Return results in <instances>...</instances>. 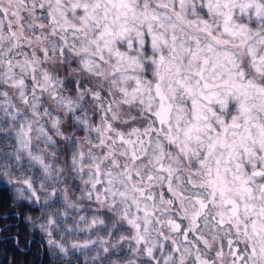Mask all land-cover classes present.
Here are the masks:
<instances>
[{
    "label": "snow or ice",
    "instance_id": "obj_1",
    "mask_svg": "<svg viewBox=\"0 0 264 264\" xmlns=\"http://www.w3.org/2000/svg\"><path fill=\"white\" fill-rule=\"evenodd\" d=\"M0 189L35 264H264V0H0Z\"/></svg>",
    "mask_w": 264,
    "mask_h": 264
},
{
    "label": "trees",
    "instance_id": "obj_2",
    "mask_svg": "<svg viewBox=\"0 0 264 264\" xmlns=\"http://www.w3.org/2000/svg\"><path fill=\"white\" fill-rule=\"evenodd\" d=\"M8 194L0 189V201L7 202ZM2 202H0V211L8 212L9 209L6 207H2ZM5 223V221L0 220V225ZM7 223H12V219L10 218ZM21 230L24 236H27V232L24 231V225H20ZM16 230L13 228L10 233H2L0 234V264H10V262L15 261V264H35L37 259L36 257V249L39 248V245L32 244L31 250L28 252L19 251L12 240V235L15 234ZM7 236V239L4 237ZM21 249L25 248L26 245L22 242L19 246Z\"/></svg>",
    "mask_w": 264,
    "mask_h": 264
}]
</instances>
